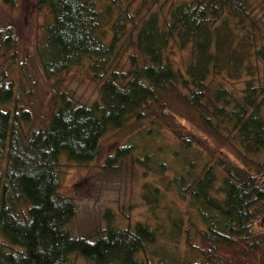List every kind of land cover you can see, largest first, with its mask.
Masks as SVG:
<instances>
[{"label":"trees","instance_id":"obj_1","mask_svg":"<svg viewBox=\"0 0 264 264\" xmlns=\"http://www.w3.org/2000/svg\"><path fill=\"white\" fill-rule=\"evenodd\" d=\"M37 4L52 17L38 47L45 75L60 77L86 65L101 82V96L88 104L60 91L48 122L37 126L16 79L0 80V264H78V258L87 264H264V83L249 79L241 97L212 85L220 76H255L264 63V32L253 0H173L167 13L143 15L118 0ZM12 40L0 29V44ZM174 45L191 49L184 68L174 63ZM173 94L255 169L208 157L169 112L166 100ZM150 114L181 140L186 156L168 188L150 184L145 198L155 206L173 186L189 200L199 223L191 220L186 228L181 214L171 224L184 230L198 259L162 245L153 261L148 249L164 239L160 227L143 221L123 226L110 212L107 226L90 234L69 228L78 206L60 190L62 157L89 164L103 155L108 132ZM138 150L136 142L119 146L104 167L117 168ZM154 160L149 152L138 157L147 167ZM157 162L163 175L171 170L166 161Z\"/></svg>","mask_w":264,"mask_h":264},{"label":"rangeland","instance_id":"obj_2","mask_svg":"<svg viewBox=\"0 0 264 264\" xmlns=\"http://www.w3.org/2000/svg\"><path fill=\"white\" fill-rule=\"evenodd\" d=\"M38 0H13L6 3L0 0V29L4 33H12L10 45L0 44V80L16 79L20 84L21 102L30 109L35 118V124L41 126L48 122L54 112L60 91H65L75 101L91 104L100 99L101 82L95 81L86 65L77 66L72 71L55 78H48L39 57L38 47L45 34V26L52 17L48 9H39ZM123 6L130 4L131 11H141L149 14L151 11L167 13L173 0H118ZM257 21L264 32V0H253ZM8 31V32H7ZM174 63L184 68L192 58L191 49L181 50L173 46ZM249 79L264 83V63L259 64L255 76L244 74L240 79H229L226 76L217 77L213 87L226 86L237 97L244 94ZM169 112L182 123L183 130L194 134L203 144L208 157L231 159L238 165L255 169L254 165H246L237 148L220 138L208 128L198 112L187 105L176 95H168L166 100ZM159 111V108L156 105ZM159 112V113H160ZM136 142L139 150L136 155L127 157L117 168L104 167L107 157L113 155L119 146ZM198 143L195 141V144ZM103 155L95 161L79 165L62 157L63 173L61 192L75 199L78 211L69 224L75 235H85L95 232L108 224V213L115 221L123 226H134L137 222H149L152 226L160 227L159 233L164 235L159 243L148 249L150 257L157 262L160 257L157 249L162 245L168 247L170 253H178L183 257L196 258L199 256L187 245V234L182 230H174L172 218L184 214L186 228L192 227L197 219L196 211L189 200L180 197L175 187H170L168 195L157 205L147 201L150 184L168 188V181L173 177L174 170L179 169L185 161V150L181 140L166 127L162 119L155 114L141 122L131 121L123 129L108 132L103 140ZM153 153L155 160L151 167L138 161L145 153ZM66 155V154H64ZM215 157V158H214ZM157 161H166L171 170L167 169L165 180ZM1 241V236H0ZM199 244V239L195 238ZM176 245V246H175ZM178 251V252H177ZM181 252V253H179ZM78 264H87L81 258ZM241 264H255V261H240Z\"/></svg>","mask_w":264,"mask_h":264}]
</instances>
